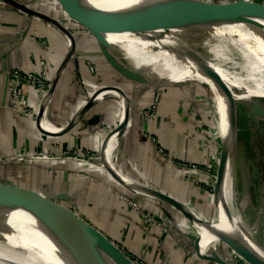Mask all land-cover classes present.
<instances>
[{
  "label": "crops",
  "instance_id": "0c3cea01",
  "mask_svg": "<svg viewBox=\"0 0 264 264\" xmlns=\"http://www.w3.org/2000/svg\"><path fill=\"white\" fill-rule=\"evenodd\" d=\"M18 1L32 13L28 15L0 1V153L47 151L62 155L76 151L80 157H88V153L101 156L104 152L96 166L73 158L1 164L0 225L35 235L60 232L54 217L73 208L121 248L139 251L147 243L146 251L155 253L153 247L159 242L164 254L159 255L158 249V255H149L156 264H213L214 260L197 249L191 233L182 231L189 218L181 209L136 188L151 190L149 186L210 221L215 218L212 172L219 165L221 144L211 126L205 89L197 83L165 87L155 116L146 120L141 111L153 102V86L128 80L112 69L90 31L76 22L59 0ZM250 1L264 7V0ZM47 17L66 19L74 39L71 55L69 38ZM120 53L133 66H144L138 56L121 49ZM63 62L48 102V94L21 86L33 115L24 116L8 106L12 68L44 69L51 78ZM88 63L93 65L92 70ZM112 87L122 89L127 101L114 92L99 96ZM126 108V125L118 142L113 129L123 123ZM249 111L238 120L242 132L247 128L253 132ZM68 123L64 130L50 126L58 129ZM175 164L196 168L179 172ZM120 177L126 178L130 186ZM129 200L160 216L164 213L169 228L174 224L175 229L166 234L160 227L154 234H145L139 212ZM90 218L98 219L97 224ZM191 225L203 248L208 247L207 238L201 241L205 235L199 224ZM226 225L225 232L230 234ZM173 235H181L184 244H190L192 254L179 249Z\"/></svg>",
  "mask_w": 264,
  "mask_h": 264
},
{
  "label": "bare ground",
  "instance_id": "6f19581e",
  "mask_svg": "<svg viewBox=\"0 0 264 264\" xmlns=\"http://www.w3.org/2000/svg\"><path fill=\"white\" fill-rule=\"evenodd\" d=\"M86 1L96 5H112L152 0ZM161 24L164 27L161 28L162 32L151 24H144L120 27L130 31L108 34L107 37L116 48L119 49L120 46L122 51L130 53L132 57L138 56L144 64L143 70L155 78L156 84L179 81H198L207 84L212 93L219 134L227 136L229 124L226 112L232 107L233 100L253 97L256 94L264 96V30L245 28L241 25ZM117 54L122 57L120 51ZM204 68L214 71L218 79L210 77ZM234 88L240 89L241 92L236 93ZM114 94L120 95L116 91ZM122 100L126 101L124 96ZM225 147H228L227 142ZM233 162L234 155L233 157L231 154L228 155L226 163L224 162V179L215 199L216 207L220 210V216L222 210L225 213V220L233 234L232 238L264 255V249L251 236L239 210L232 206L230 177L233 176ZM122 180L129 185L130 182L126 178ZM136 188L142 193L162 198L160 194L147 188ZM188 212L191 214V222L198 223L205 235L201 236V241L207 238L211 247L222 255L219 249L221 243L219 235L227 233L216 232L211 226L214 223L207 221L199 212L193 209H189ZM13 230L19 235H35ZM30 241L33 243L11 246L0 244V264H81L80 258L95 259L99 264H108L71 247H54ZM200 245L202 250L207 251L202 243ZM213 260L217 264H223L222 256L218 260Z\"/></svg>",
  "mask_w": 264,
  "mask_h": 264
},
{
  "label": "water",
  "instance_id": "95a60500",
  "mask_svg": "<svg viewBox=\"0 0 264 264\" xmlns=\"http://www.w3.org/2000/svg\"><path fill=\"white\" fill-rule=\"evenodd\" d=\"M0 1L13 5L28 15L32 13V10L18 0ZM59 1L76 22L82 24L88 31H90L101 54L112 69L122 77L144 85H156L157 82L154 77L148 75V73L142 68L135 67L120 57L117 54L120 50L108 40V34L130 31L124 30L120 27L155 23H194L211 26L241 25L245 28L264 30V7L258 3H253L250 0H238L229 5H222L205 0H152L147 2L143 1L112 5H96L88 3L86 0ZM47 18L52 25L55 23V26L69 38L68 56L71 55L74 49V39L70 31L60 23L55 22V19H51L50 17ZM159 35L162 34L159 33ZM63 66L64 62L60 64L57 77L52 81V85L47 93L48 96L45 100L46 102L49 101L50 94L56 85L60 72L63 70ZM204 71L214 80L218 79L217 74L211 69L204 68ZM107 90L108 92L102 93L99 96L103 97L106 94L116 91L120 94L117 95L120 100H122V97L124 96L127 101V96L122 89L112 87ZM236 100L237 99L233 100L232 107L226 112L227 123L229 124L227 136H220L221 149L219 153V164H221V167L216 175L214 186L215 199L218 194V188L224 179V162L226 163L228 155L231 154L233 157L238 141ZM88 104H90V101L87 105ZM252 108L254 111L264 113L259 106H253ZM126 120L127 108L124 114L123 123H118V126L113 129V132H117L118 134V142L120 135L125 128ZM70 124L71 123H68L60 130L69 127ZM226 142L228 147H225ZM103 152L104 149L100 156L101 159L103 158ZM148 188L159 193L162 197L161 199L166 200L181 209L191 221V214L188 212L189 209H191L190 207L149 186ZM36 202L40 204L42 200L36 199ZM54 220L60 226L61 231L47 233L46 235H19L18 232L14 231L12 228L0 225V244L10 246L15 244L22 245L33 243L30 241L33 240L35 244L54 247H71L93 255L95 258L101 259L108 264H135L124 251H121L111 240L103 235L100 230L88 224L69 208L64 209L63 212L56 215ZM219 237L222 242L237 252L248 263L264 264V255H261L248 246L241 244L239 241L234 240L228 235L220 234ZM196 244L197 249H200L201 245L199 237L196 239ZM203 251L205 252L203 255L212 260H218L220 259V256H222L223 264H226L223 255H220L217 250L211 249L210 251H205L203 249ZM80 263L99 264L97 260L89 258H80Z\"/></svg>",
  "mask_w": 264,
  "mask_h": 264
},
{
  "label": "rangeland",
  "instance_id": "374dc122",
  "mask_svg": "<svg viewBox=\"0 0 264 264\" xmlns=\"http://www.w3.org/2000/svg\"><path fill=\"white\" fill-rule=\"evenodd\" d=\"M208 2L218 3L222 5H229L233 2H236L238 0H205ZM154 27H156L158 30L162 32L161 28H164L161 23H155L151 24ZM137 67V66H135ZM139 68H144L143 66H138ZM188 85V84H194L197 83L199 85H202V87L205 89V96L208 100V106H209V113H210V119H211V126L216 131L217 135L219 134V128L217 126L216 121V113H215V106L212 100V93L209 90V87L207 84L203 82L198 81H179V82H173L169 84H156L151 85L154 87V92H159V94L164 91L165 87L172 86V85H178L182 84ZM234 91L236 93H240L241 90L238 88H234ZM259 106L261 110L264 112V96L260 94H256L253 97L245 98V99H238L236 100V114H237V123L238 120H243L244 113L247 110L253 111L252 107ZM249 111V114L251 115V131L252 133V142L250 145H245V143L239 142L237 138V144L234 154V165H233V176H231V184H232V206L235 209L239 210V213L241 214V218L244 221V224L246 225L248 231L250 232L251 236L255 239V241L264 249V113H261L260 111H254V113H251ZM142 112V111H141ZM145 118V116H144ZM145 121V120H144ZM239 127V126H238ZM242 127V126H241ZM241 129L238 128L237 132L240 133ZM244 133H241V136H244ZM221 144V142H220ZM221 145L218 149V153H220ZM174 166H177V170L179 172H183V165L175 164ZM196 167H190L185 172H190L192 169ZM220 168V164L213 169H215V172H212L214 175H212L213 178V184L211 185V188L214 189L216 182V175ZM212 191V190H211ZM214 194V190L212 191ZM220 200V199H219ZM130 205L134 206L138 212L139 216L141 218V229L146 234H154L156 231H158V228H160L164 233H168L167 231H170L171 228H174V224H172L169 228L170 222L167 221L168 218L162 213V216L158 215V213L150 212V210H146L143 206V204H140L139 202H133L128 201ZM146 210V211H145ZM220 216V210L216 207V215L215 218L212 220L214 225H211L216 232L223 231L225 232L227 230L226 221L224 220V217L226 216L225 213L221 212ZM90 220L97 224L98 219L96 218H90ZM164 223V224H163ZM92 225V224H91ZM95 227L94 225H92ZM166 226V227H165ZM184 228L182 231H186L187 233H191V238L196 241L197 234L191 225V221L187 219L186 224L183 225ZM96 228V227H95ZM98 229V228H96ZM99 230V229H98ZM201 230V229H200ZM202 232V230H201ZM203 233V232H202ZM229 237H233V234H228L229 232H226ZM176 244L180 247L182 251L192 254V249L187 246V244H184V241L180 235L176 236L173 235ZM152 237V235H151ZM208 240V239H207ZM209 243V242H208ZM207 243V244H208ZM116 245V244H115ZM155 243L153 244V246ZM210 245V243H209ZM205 247L207 250H211L210 246ZM121 251L124 249L127 251L128 255H132L134 258L132 260L135 264H156L152 257H149V255H158V249H160L159 242H156V245L153 247L155 249V253L153 251L147 250L146 246L147 243L142 245L139 249V251H134L131 248L126 247H119L116 245ZM124 248V249H123ZM144 249V250H142ZM219 249L221 254L224 257L226 264H231L232 259H238L240 264H250L246 260H244L237 252H235L232 248H230L227 244L221 241L219 245ZM191 250V251H190ZM166 251V248H165ZM164 253L159 251V255H163ZM213 264H217L216 261H213Z\"/></svg>",
  "mask_w": 264,
  "mask_h": 264
},
{
  "label": "built area",
  "instance_id": "2783aa9c",
  "mask_svg": "<svg viewBox=\"0 0 264 264\" xmlns=\"http://www.w3.org/2000/svg\"><path fill=\"white\" fill-rule=\"evenodd\" d=\"M55 22L60 23L64 27L67 28V21L66 19H55ZM54 23V22H53ZM55 26V23H54ZM56 27V26H55ZM57 28V27H56ZM58 29V28H57ZM89 68L92 70L93 65L88 63ZM60 67V66H59ZM59 67L55 70L51 78H47L46 70H36V69H22V68H12L9 71V96L10 100L8 106L20 113L24 116L33 115V110L30 109L27 105V101L25 98L24 92L21 90L22 85H27L31 88L44 92L46 95L48 90L52 85V81L55 77H57V72ZM61 73V72H60ZM162 93L154 92L153 95V102L147 108L142 110L143 115L145 116L146 120H151L154 116L156 111L158 110L159 104L161 102ZM44 114V113H43ZM38 113H36V116ZM35 116V117H36ZM54 130H60L62 128L54 127L50 125ZM69 159L73 158L78 162L89 163L93 166L97 165V161L100 159V155L96 153H88V157H80L76 151L72 152H65L62 155H55L53 153H48L47 151H35L33 153L25 152V151H17L11 154H2L0 153V165L4 163L10 162H22L25 164H33L36 161L46 160V161H53L54 159ZM183 172L187 171L190 167H195V165H183ZM130 201V200H129ZM188 206V205H187ZM73 213L79 216L78 211L73 208H69ZM88 224L91 225L90 222L86 221ZM131 259L134 258L132 255H128ZM231 264H240L238 259H232Z\"/></svg>",
  "mask_w": 264,
  "mask_h": 264
},
{
  "label": "trees",
  "instance_id": "16d2710c",
  "mask_svg": "<svg viewBox=\"0 0 264 264\" xmlns=\"http://www.w3.org/2000/svg\"><path fill=\"white\" fill-rule=\"evenodd\" d=\"M246 113H247V110L245 111V114ZM241 133H244V132L241 131L240 136H239V133L237 134L239 142L245 143V145H250L252 142V133L253 132H250L249 129L247 128L245 130L244 136H241Z\"/></svg>",
  "mask_w": 264,
  "mask_h": 264
},
{
  "label": "flooded vegetation",
  "instance_id": "af4514ba",
  "mask_svg": "<svg viewBox=\"0 0 264 264\" xmlns=\"http://www.w3.org/2000/svg\"><path fill=\"white\" fill-rule=\"evenodd\" d=\"M239 136H240V133H239Z\"/></svg>",
  "mask_w": 264,
  "mask_h": 264
}]
</instances>
